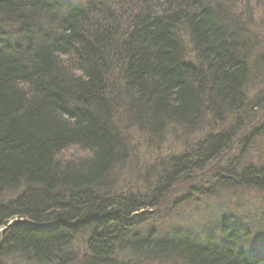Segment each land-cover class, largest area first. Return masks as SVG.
Listing matches in <instances>:
<instances>
[{
  "label": "trees",
  "instance_id": "obj_1",
  "mask_svg": "<svg viewBox=\"0 0 264 264\" xmlns=\"http://www.w3.org/2000/svg\"><path fill=\"white\" fill-rule=\"evenodd\" d=\"M261 74L264 0H0V263L117 264L146 245L180 264H264L254 221L222 223L199 245L128 236L130 216L195 171L216 188L264 189V157L243 160L264 136L262 87L248 95ZM172 125L201 137L167 160L152 194L111 192L131 138L161 142Z\"/></svg>",
  "mask_w": 264,
  "mask_h": 264
},
{
  "label": "rangeland",
  "instance_id": "obj_2",
  "mask_svg": "<svg viewBox=\"0 0 264 264\" xmlns=\"http://www.w3.org/2000/svg\"><path fill=\"white\" fill-rule=\"evenodd\" d=\"M262 5L258 1L254 8L251 10V17L254 22L258 25V20L262 16ZM263 19V18H262ZM254 28V25H252ZM259 27V26H258ZM255 27L259 32L263 31V27ZM262 36V35H261ZM260 38V37H259ZM259 41V39H258ZM264 74H261L258 79H253L248 85V95L250 98L256 94V91L261 89L264 94ZM262 83V84H260ZM255 114H259L258 121L264 120V108L257 109ZM262 123L256 124V127H260ZM171 129L161 134V142L145 143L141 135H134L131 139L138 140L136 144L134 141V153H131L130 162L128 165L122 168L124 175L119 178H113L111 181L113 183V188L111 192L113 193H135L136 190H141L148 194H152L151 190L153 185L160 178L164 176L168 166H166L167 160L176 155H180L185 150V145L189 146L196 143L201 134L195 136L186 137L187 134L182 130L181 127L176 125L170 126ZM245 134L244 136H248ZM239 137L236 139V144L233 149L237 147L239 142ZM252 139V137L250 138ZM251 150H245L244 161H263L264 157V136L257 139L253 138V145ZM237 148L224 156L226 162L234 154L237 153ZM243 151V149H242ZM249 151V152H248ZM221 165L225 164V161L220 162ZM220 166V165H218ZM214 171V167L212 168ZM210 172H199L195 171V182H190L188 186H184L182 179L175 180L176 184L173 188H169L165 185V189L171 190L170 192L165 191V194L159 198L161 202L153 209L148 208L147 210L135 216L132 215L128 218L131 225L129 230V235H137L138 237H147L151 242L154 238L160 237H174V234H170L171 231L176 229H181L186 233H183V237L188 236L192 233L195 237L200 238L203 233H209L213 239L219 236L220 224L225 223L226 227L229 225V230L235 229V225L241 224L243 227L247 228L251 221L259 224L264 230V189H253L250 190L241 188H236V184L226 186H218V188L212 186L210 179L212 178L208 175ZM194 174V173H193ZM197 176V177H196ZM194 178V177H193ZM162 179V178H161ZM211 182V183H210ZM132 183V184H131ZM151 188L149 189V187ZM206 188V189H205ZM216 188L218 191L210 192L209 189ZM130 191V192H129ZM221 192V193H220ZM161 193V191H160ZM12 196L7 197L10 199ZM259 204V206H258ZM262 204V208L260 207ZM258 207V208H257ZM250 208V210H248ZM263 212H260L259 210ZM247 210V211H246ZM134 216V217H133ZM127 220V221H128ZM228 228V227H227ZM250 229V228H249ZM149 231L152 235H148ZM190 232V233H189ZM145 234V235H144ZM160 236V237H159ZM85 236H77L73 240V249L77 250L79 254H86L84 251V240ZM257 243L249 241L246 246L253 247ZM262 245H257L264 248V243ZM146 246H141L140 249L134 248L133 250L123 249L125 252H117L119 254L116 257L122 258L117 264H159L155 257L148 255L144 249ZM138 251H142L138 253ZM129 253L128 255L125 254ZM116 254V255H117ZM125 255V258H124ZM115 257V258H116ZM179 259V258H178ZM176 261H180L176 260ZM12 264L9 260L4 261L0 264ZM116 263V260H115ZM177 264H180L176 262ZM23 264V263H22Z\"/></svg>",
  "mask_w": 264,
  "mask_h": 264
},
{
  "label": "bare ground",
  "instance_id": "obj_3",
  "mask_svg": "<svg viewBox=\"0 0 264 264\" xmlns=\"http://www.w3.org/2000/svg\"><path fill=\"white\" fill-rule=\"evenodd\" d=\"M194 177V178H193ZM195 174H193L192 175V177H188V178H186V179H184V181H183V183H181L182 185H184V186H188V184L190 183V182H195ZM173 188V187H172ZM171 190H169L168 192H170ZM161 202V201H160ZM148 208H143L140 212L142 213H144V211L145 210H147ZM149 233H151V234H148L149 236L150 235H152V232L151 231H149ZM183 233H186L185 231H180V232H178V233H176V234H174L173 236L174 237H170V236H167V239H168V241H170V240H178V239H181V238H183ZM190 233V232H189ZM145 235V234H144ZM160 237V236H159ZM185 237H188V238H190L191 240H193L194 242H195V244H201V243H205V242H208V241H211L212 240V237L210 236V234L209 233H203L201 236H200V238H197V237H195L192 233H190V234H188V236H185ZM160 238H165L166 239V237H160ZM156 238H154V240H155ZM158 239V238H157ZM153 240V241H154ZM149 242V245H151L153 242H151V240H149L148 241ZM218 245H222L223 243L221 242V241H218V243H217ZM146 246V245H145ZM84 250H85V247H84ZM148 255H151L152 257H155L156 259H157V261H159L158 263L159 264H177L176 262H178V261H176V259H175V257L174 256H171V255H169V256H164L163 254L161 255V254H159V253H157L156 251H147L146 252ZM129 253H127V254H125V255H128ZM79 256H82L81 254H78ZM125 255H124V258H125ZM117 259H120V260H123L122 258H119V257H117ZM135 264H140V263H135ZM156 264V263H155Z\"/></svg>",
  "mask_w": 264,
  "mask_h": 264
}]
</instances>
